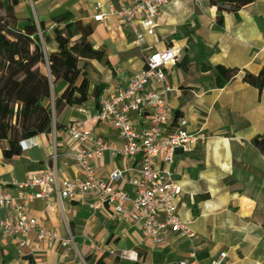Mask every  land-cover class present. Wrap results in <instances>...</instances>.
<instances>
[{
    "label": "crops",
    "instance_id": "0c3cea01",
    "mask_svg": "<svg viewBox=\"0 0 264 264\" xmlns=\"http://www.w3.org/2000/svg\"><path fill=\"white\" fill-rule=\"evenodd\" d=\"M91 7L92 0H21L15 15L19 27L29 16L44 23L48 53L56 50L50 19L66 14L92 26L90 43L94 49L104 50L107 56H123L129 62L126 50L135 47L127 29L115 18L101 24L93 22ZM238 17L236 20L225 14L219 29L215 9L207 6V0H168L161 9L155 36L147 39L144 46L145 54L151 55L176 45L190 59L186 71L178 63L168 67L165 74L173 88L168 95L173 111L187 121L189 132H202L209 137L190 153L176 152L172 166L174 179L182 187L177 213L189 223L194 237L188 240L178 233H169L163 244L151 251L147 245H140L142 222L118 223L108 208L91 211L88 204L94 196L90 194L61 202L53 196L50 208L45 202L35 201L28 211L60 238L72 235L75 246L62 248L56 244L48 249L34 235L12 238L0 234V264H28L25 258L35 264H89L86 258L91 263L102 255L106 264H122L117 255L123 250H135L138 255L137 263L124 264H174L188 259L193 252L206 261L225 253L226 264H264V153L251 144L254 137L264 135V88L259 92L243 83L240 75L223 88H215L213 72L202 70L203 64H209L257 74L264 66V0H255L240 10ZM184 26L186 34L181 32ZM197 39L207 53L200 63L192 60L190 48ZM89 65L94 73L102 68L96 61H89ZM141 67L142 64L132 75ZM91 74L88 73L90 92L96 85L107 88L128 79L117 76L93 82ZM63 89L62 82L51 84V99ZM81 107L90 115L99 108L93 98ZM82 118L78 107L64 108L55 116L57 128L54 126L50 134L24 142L21 154L11 159L2 157L5 145L0 143V190L15 196L12 181L42 173L47 166L55 167L60 180L76 177L73 154L87 147L71 143L66 128ZM89 125L96 137L116 149L122 146L110 123ZM93 166L98 179H106L116 169L123 171V180L115 183V187L132 195L129 180L139 169L138 158L131 160L104 153ZM203 195L207 198L200 200ZM0 215L10 216L11 212L0 210ZM22 239L28 245L22 250L24 256L18 257L17 243Z\"/></svg>",
    "mask_w": 264,
    "mask_h": 264
},
{
    "label": "built area",
    "instance_id": "2783aa9c",
    "mask_svg": "<svg viewBox=\"0 0 264 264\" xmlns=\"http://www.w3.org/2000/svg\"><path fill=\"white\" fill-rule=\"evenodd\" d=\"M167 4L168 0H92V20L101 24L115 18L127 29L132 45L142 52L147 39L155 36L161 9ZM182 57V49L176 45L145 54L140 70L124 83L103 89L95 114L90 115L79 106L78 112L83 118L72 121L66 128L71 143L87 147L73 154L78 175L60 180L55 167L47 166L42 173L12 181L10 185L16 190L15 196L0 190V210L11 212L10 216L0 215V234L12 238L34 235L37 242L46 244L48 249L56 244L62 248L75 246L72 235L60 238L31 216L28 208L35 201L45 202L50 208L53 196L61 202L90 194L94 196L88 204L91 211L108 208L118 223L142 222L140 245H147L151 251L161 246L169 233L192 239L189 223L177 213L176 203L182 187L174 179L172 166L176 152L190 153L204 145L209 137L202 132H189L183 118L174 120V111L168 101L173 88L166 81L165 71L177 65ZM90 122L110 123L122 146L116 149L96 137ZM104 153L139 159V169L129 180L132 195L115 187V183L123 180L121 170L111 171L106 179L95 177L94 161ZM27 245L25 239L18 241V257L24 256L22 250ZM117 259L137 263L138 255L135 250H123ZM225 261V253L206 261L193 252L188 259L174 264H226Z\"/></svg>",
    "mask_w": 264,
    "mask_h": 264
},
{
    "label": "trees",
    "instance_id": "16d2710c",
    "mask_svg": "<svg viewBox=\"0 0 264 264\" xmlns=\"http://www.w3.org/2000/svg\"><path fill=\"white\" fill-rule=\"evenodd\" d=\"M21 0H0V143H5L2 157L11 159L19 156L21 144L41 134L51 133L55 116L66 107H79L93 98L96 107L105 88L94 86L90 92L88 80L89 61H96L112 69L110 57L104 50H96L90 43L93 28L66 14L52 17V41L56 50L44 53L39 33L47 42L45 26L36 22L32 16L24 19L23 25L15 15V8ZM255 0H207V6L214 8L215 24L223 26L225 14H231L239 20L238 13L253 4ZM263 33L264 26L262 25ZM192 60L200 63L207 53L203 43L197 39L190 47ZM190 61L183 56L179 65L185 66ZM203 72H213V87L223 88L229 81L241 76V81L261 92L264 88V66L257 74L241 72L237 68L222 65H202ZM62 82V93L53 99V106L46 104L51 98V84ZM179 112H174V120ZM251 144L260 153H264V135L254 137ZM203 195L200 200L206 199ZM105 255L89 264H106ZM28 264H35L25 258Z\"/></svg>",
    "mask_w": 264,
    "mask_h": 264
},
{
    "label": "rangeland",
    "instance_id": "374dc122",
    "mask_svg": "<svg viewBox=\"0 0 264 264\" xmlns=\"http://www.w3.org/2000/svg\"><path fill=\"white\" fill-rule=\"evenodd\" d=\"M181 32L186 34L187 33V26L182 27ZM39 37L41 40L42 47L44 49V53L47 55L48 52L45 50L46 42L42 39V36L40 33H39ZM129 41L130 40L128 39V44H129ZM145 49L146 48L144 47L142 49V52L137 48H129L128 50H126V54L128 55L127 57L130 60L129 62H128V60L123 58V56H120L118 58L116 55H109L108 57H110V63L112 66L111 70L109 68L103 66V64H101L102 68H101L100 72L94 73V71H91L92 68L88 64L89 66L87 69V74L92 73L91 74V80L93 82H99V80L104 81L109 77L111 79V78H115L117 76L121 77V79L129 78L132 75L133 71H135L136 68L141 66V64L144 60V56H145V51H144ZM125 61H127L128 63H126ZM46 104H49L52 107L53 106V99L50 98V100L47 101ZM53 127H54V123H53ZM2 144L5 145L4 142ZM120 263L124 264V263H128V262L121 261Z\"/></svg>",
    "mask_w": 264,
    "mask_h": 264
}]
</instances>
